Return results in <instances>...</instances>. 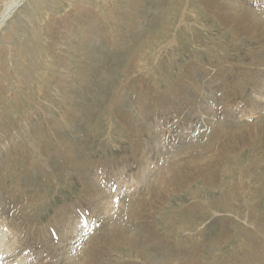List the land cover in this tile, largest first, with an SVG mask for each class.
Wrapping results in <instances>:
<instances>
[{
	"label": "rangeland",
	"instance_id": "1",
	"mask_svg": "<svg viewBox=\"0 0 264 264\" xmlns=\"http://www.w3.org/2000/svg\"><path fill=\"white\" fill-rule=\"evenodd\" d=\"M0 80V264L264 261V0H25Z\"/></svg>",
	"mask_w": 264,
	"mask_h": 264
},
{
	"label": "crops",
	"instance_id": "2",
	"mask_svg": "<svg viewBox=\"0 0 264 264\" xmlns=\"http://www.w3.org/2000/svg\"><path fill=\"white\" fill-rule=\"evenodd\" d=\"M0 82H2V81L0 80ZM224 224H226L225 227L218 230L213 235V242L211 243L212 245L223 246L228 240H230L233 237V230L229 229V226L231 227V220L229 219L228 222H226ZM245 238H247V235ZM205 244H202L203 247L205 246ZM260 264H264V261L262 263L260 262Z\"/></svg>",
	"mask_w": 264,
	"mask_h": 264
},
{
	"label": "bare ground",
	"instance_id": "3",
	"mask_svg": "<svg viewBox=\"0 0 264 264\" xmlns=\"http://www.w3.org/2000/svg\"><path fill=\"white\" fill-rule=\"evenodd\" d=\"M25 0H11L8 4H7V6H6V8H5V10L3 11V13L1 14V16H0V28L2 27V25H3V23H4V21L6 22L7 21V19L11 16V14L19 7V6H21V4L24 2ZM179 157V156H178ZM176 167V166H175ZM179 169V168H178ZM162 170H164V168L162 169ZM170 170H172L171 168H170ZM162 173V172H161ZM172 173H173V171H168L167 173H165L166 174V176H165V178H166V181H169V179H170V177H171V175H172ZM171 174V175H170ZM155 179H157V178H155ZM163 180V179H162ZM164 182V181H163ZM166 184H168V183H166ZM2 231V230H1ZM4 234V233H3ZM14 241V240H13ZM8 242V241H7ZM10 244H12V243H10ZM4 264V263H3ZM21 264H22V262H21Z\"/></svg>",
	"mask_w": 264,
	"mask_h": 264
}]
</instances>
